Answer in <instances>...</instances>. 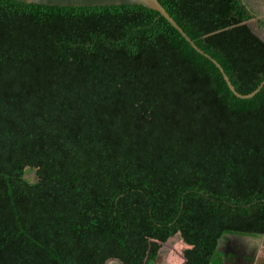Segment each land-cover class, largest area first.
I'll list each match as a JSON object with an SVG mask.
<instances>
[{
	"label": "trees",
	"instance_id": "1",
	"mask_svg": "<svg viewBox=\"0 0 264 264\" xmlns=\"http://www.w3.org/2000/svg\"><path fill=\"white\" fill-rule=\"evenodd\" d=\"M159 1L238 91L258 87L247 0ZM258 230L264 86L235 95L143 5L0 0V264H155L174 238L184 264H223L224 235Z\"/></svg>",
	"mask_w": 264,
	"mask_h": 264
},
{
	"label": "water",
	"instance_id": "2",
	"mask_svg": "<svg viewBox=\"0 0 264 264\" xmlns=\"http://www.w3.org/2000/svg\"><path fill=\"white\" fill-rule=\"evenodd\" d=\"M27 3L44 4L52 6H103V5H116V4H138L147 8H151L160 12L186 39L187 41L202 55L209 58L219 68L225 81L232 92L240 98H250L257 94L264 86V79L252 92L243 94L236 89L232 83L229 75L226 73L224 67L212 57L209 53L204 51L197 43L188 35V33L179 25V23L173 18L168 10L162 5L159 0H17ZM250 22V21H249Z\"/></svg>",
	"mask_w": 264,
	"mask_h": 264
},
{
	"label": "crops",
	"instance_id": "3",
	"mask_svg": "<svg viewBox=\"0 0 264 264\" xmlns=\"http://www.w3.org/2000/svg\"><path fill=\"white\" fill-rule=\"evenodd\" d=\"M264 0H252L251 2H248V4L255 10L259 11L260 14L264 15ZM263 4V5H261ZM261 234L259 235H248V234H244L246 239H250V248H244L243 245H241L244 242V239H242L241 241L239 240L238 242L240 244H238L237 242L235 243L236 247L234 250H231V243H232V239L233 238H237V236H232L231 238H229L228 235H224L219 244V245L223 242V243H227L225 249H220L223 252L225 261L223 262V264H264V232L259 231ZM243 235V234H240ZM230 240V241H229ZM222 241V242H221ZM247 241V240H246ZM245 241V242H246ZM230 243V244H229ZM230 245V246H228ZM238 245V246H237ZM186 247H188V245L185 244ZM232 254V255H231ZM178 255L181 257L180 258V264H184L185 262V256L182 252V254L178 253ZM160 256V254H159ZM169 257H173V255H169ZM114 260V259H113ZM118 264H122L120 261H118ZM155 264H160L159 262V257L157 258V262Z\"/></svg>",
	"mask_w": 264,
	"mask_h": 264
},
{
	"label": "rangeland",
	"instance_id": "4",
	"mask_svg": "<svg viewBox=\"0 0 264 264\" xmlns=\"http://www.w3.org/2000/svg\"><path fill=\"white\" fill-rule=\"evenodd\" d=\"M251 1L252 0H248V2H251ZM261 5H263V4H261ZM250 24L253 27L254 31L256 33H258L264 39V27L263 26L260 27V25H258V22L256 21L255 18L250 20ZM25 176L28 179H30V181H33L35 179V173L33 170L27 171ZM261 231L264 232V230H261ZM234 236H237V238L232 239V243H231L232 245L230 247L231 250L235 249V247H236L235 243L238 242L239 240L241 241L242 239H244V242L241 245H243L244 248H250V239L249 238L246 239L244 237L245 236L244 234L243 235L238 234V235H234ZM231 237L232 236H229V238H231ZM226 244L227 243L222 242L219 245V248L225 249V247L227 246ZM238 244H240V243L238 242ZM228 246H230V245H228ZM184 248H186L185 244L180 239H177V238H174L172 241L163 243L162 247L160 249V256H159L160 264H180L179 260L181 257L178 255V253L182 254ZM169 255H173V257H169V259H168ZM107 262H108V264H118L117 260H113V259H110Z\"/></svg>",
	"mask_w": 264,
	"mask_h": 264
},
{
	"label": "flooded vegetation",
	"instance_id": "5",
	"mask_svg": "<svg viewBox=\"0 0 264 264\" xmlns=\"http://www.w3.org/2000/svg\"><path fill=\"white\" fill-rule=\"evenodd\" d=\"M254 11H255V13H256V15H255V19H256V21L258 22V25H260V27H262L263 25H261L262 24V21H264V15L263 14H260V12L259 11H257V10H255V9H253ZM264 27V26H263ZM238 243V242H237ZM234 250V249H233Z\"/></svg>",
	"mask_w": 264,
	"mask_h": 264
},
{
	"label": "clouds",
	"instance_id": "6",
	"mask_svg": "<svg viewBox=\"0 0 264 264\" xmlns=\"http://www.w3.org/2000/svg\"><path fill=\"white\" fill-rule=\"evenodd\" d=\"M116 260V259H115Z\"/></svg>",
	"mask_w": 264,
	"mask_h": 264
}]
</instances>
